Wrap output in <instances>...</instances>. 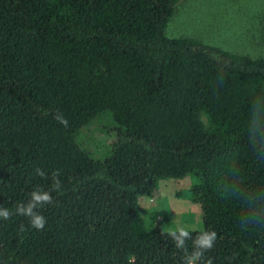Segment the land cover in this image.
I'll use <instances>...</instances> for the list:
<instances>
[{"label": "trees", "instance_id": "1", "mask_svg": "<svg viewBox=\"0 0 264 264\" xmlns=\"http://www.w3.org/2000/svg\"><path fill=\"white\" fill-rule=\"evenodd\" d=\"M176 1L0 0V264H186L204 230V260L264 264V227L230 195L264 189V57L166 35ZM186 173L187 253L136 203ZM34 190L42 229L16 211Z\"/></svg>", "mask_w": 264, "mask_h": 264}, {"label": "rangeland", "instance_id": "2", "mask_svg": "<svg viewBox=\"0 0 264 264\" xmlns=\"http://www.w3.org/2000/svg\"><path fill=\"white\" fill-rule=\"evenodd\" d=\"M168 36H192L229 51L264 57V0H177L167 19ZM203 124L206 117L200 116ZM95 149V148H94ZM106 149L99 148L101 154ZM191 173L163 178L149 196H137L144 228L159 222L164 230L201 226V209L190 197Z\"/></svg>", "mask_w": 264, "mask_h": 264}, {"label": "clouds", "instance_id": "3", "mask_svg": "<svg viewBox=\"0 0 264 264\" xmlns=\"http://www.w3.org/2000/svg\"><path fill=\"white\" fill-rule=\"evenodd\" d=\"M62 125L67 126L68 121L62 116L57 115L55 117ZM255 138L253 142H258L264 132L260 134H254ZM264 158V157H262ZM36 174L44 176V172L37 168ZM55 175H58L56 173ZM54 175V188L57 191H60V182L58 179H55ZM237 192L244 197L242 201L243 208L241 211V224L244 227L249 225H258L264 227V189L262 190H243L238 187H235L233 191L230 192V195L237 197ZM44 203H52V197L47 191L34 190L30 194V199L27 204H21L17 206V213L27 215L31 218V224L36 229H42L45 224V218L36 213L34 209L43 205ZM10 213L7 209L0 208V217L8 219ZM168 235L175 241V246L178 249H183L187 253L185 247V241L190 238V231L184 226H179L175 230L168 232ZM216 240V232L212 230L200 231L198 235L193 240V251L186 255V264H198L199 261H203V264H212V260L209 257L207 260H204V253L212 249L214 242Z\"/></svg>", "mask_w": 264, "mask_h": 264}]
</instances>
